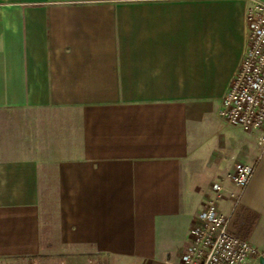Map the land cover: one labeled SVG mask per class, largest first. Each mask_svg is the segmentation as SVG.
<instances>
[{"label": "crops", "instance_id": "crops-1", "mask_svg": "<svg viewBox=\"0 0 264 264\" xmlns=\"http://www.w3.org/2000/svg\"><path fill=\"white\" fill-rule=\"evenodd\" d=\"M252 2L0 0V264H181L235 164L218 209L264 257L258 135L219 117Z\"/></svg>", "mask_w": 264, "mask_h": 264}, {"label": "built area", "instance_id": "built-area-1", "mask_svg": "<svg viewBox=\"0 0 264 264\" xmlns=\"http://www.w3.org/2000/svg\"><path fill=\"white\" fill-rule=\"evenodd\" d=\"M247 51L231 86L222 100L220 119L231 128L258 135L264 154V5L252 2L245 13ZM234 172L211 187V196L188 234V244L180 254L181 264H260L262 254L249 242L228 231L229 221L218 205L230 198L238 203L248 187L254 167L235 164Z\"/></svg>", "mask_w": 264, "mask_h": 264}, {"label": "rangeland", "instance_id": "rangeland-1", "mask_svg": "<svg viewBox=\"0 0 264 264\" xmlns=\"http://www.w3.org/2000/svg\"><path fill=\"white\" fill-rule=\"evenodd\" d=\"M220 128L223 129L224 133L229 131V128H226L225 126H223L222 124H220Z\"/></svg>", "mask_w": 264, "mask_h": 264}, {"label": "water", "instance_id": "water-1", "mask_svg": "<svg viewBox=\"0 0 264 264\" xmlns=\"http://www.w3.org/2000/svg\"><path fill=\"white\" fill-rule=\"evenodd\" d=\"M260 264H264V259H261Z\"/></svg>", "mask_w": 264, "mask_h": 264}]
</instances>
